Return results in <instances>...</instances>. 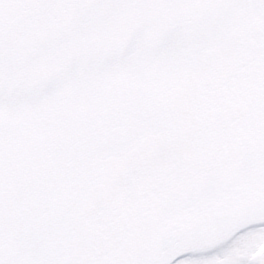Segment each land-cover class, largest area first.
Wrapping results in <instances>:
<instances>
[{
	"label": "snow or ice",
	"instance_id": "6c2138e0",
	"mask_svg": "<svg viewBox=\"0 0 264 264\" xmlns=\"http://www.w3.org/2000/svg\"><path fill=\"white\" fill-rule=\"evenodd\" d=\"M0 264H264V0H0Z\"/></svg>",
	"mask_w": 264,
	"mask_h": 264
}]
</instances>
